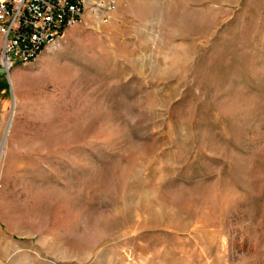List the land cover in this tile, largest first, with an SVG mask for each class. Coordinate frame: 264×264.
Masks as SVG:
<instances>
[{
  "label": "rangeland",
  "instance_id": "374dc122",
  "mask_svg": "<svg viewBox=\"0 0 264 264\" xmlns=\"http://www.w3.org/2000/svg\"><path fill=\"white\" fill-rule=\"evenodd\" d=\"M0 70V264H264V0H110Z\"/></svg>",
  "mask_w": 264,
  "mask_h": 264
},
{
  "label": "built area",
  "instance_id": "2783aa9c",
  "mask_svg": "<svg viewBox=\"0 0 264 264\" xmlns=\"http://www.w3.org/2000/svg\"><path fill=\"white\" fill-rule=\"evenodd\" d=\"M110 0H0V70L33 64L90 13L108 19Z\"/></svg>",
  "mask_w": 264,
  "mask_h": 264
}]
</instances>
